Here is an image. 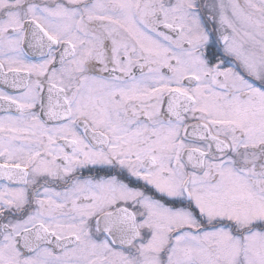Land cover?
Returning a JSON list of instances; mask_svg holds the SVG:
<instances>
[{
	"label": "snow or ice",
	"instance_id": "1",
	"mask_svg": "<svg viewBox=\"0 0 264 264\" xmlns=\"http://www.w3.org/2000/svg\"><path fill=\"white\" fill-rule=\"evenodd\" d=\"M0 264H264V0H0Z\"/></svg>",
	"mask_w": 264,
	"mask_h": 264
}]
</instances>
